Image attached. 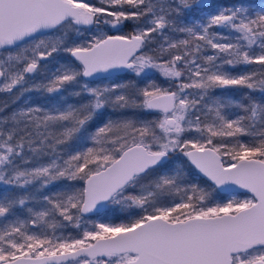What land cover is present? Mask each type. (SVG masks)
Returning <instances> with one entry per match:
<instances>
[{
  "label": "snow or ice",
  "instance_id": "snow-or-ice-1",
  "mask_svg": "<svg viewBox=\"0 0 264 264\" xmlns=\"http://www.w3.org/2000/svg\"><path fill=\"white\" fill-rule=\"evenodd\" d=\"M100 5L0 0V92L37 91L54 101L0 119V264H264V102L250 95L264 94V5ZM185 13L199 15L181 23ZM128 21L130 35L101 32V25ZM80 26L100 34L87 39ZM60 53L71 59L54 69L41 64ZM115 70L149 82H88ZM153 71L169 87L157 85ZM37 74H44L39 84ZM227 89H247L248 103ZM64 93L81 102L68 103ZM233 107L235 118L226 114ZM106 108L119 116L96 124ZM137 110L160 115L129 116ZM73 141L91 146L79 150ZM222 155L234 163L226 166ZM178 156L214 188L184 184L188 172ZM58 181L67 183L48 194ZM229 185L250 195L209 203ZM112 206L137 218L118 225L85 218Z\"/></svg>",
  "mask_w": 264,
  "mask_h": 264
},
{
  "label": "trees",
  "instance_id": "trees-1",
  "mask_svg": "<svg viewBox=\"0 0 264 264\" xmlns=\"http://www.w3.org/2000/svg\"><path fill=\"white\" fill-rule=\"evenodd\" d=\"M233 2L234 0H229ZM220 3H223V0H218L215 5H219ZM197 16L196 14H193L192 18ZM132 21L125 22L122 26L121 29H119V34L120 35H130L133 32L132 28ZM70 58L65 55L64 53H60L59 55H56L54 58H49L48 61H41L42 65H47L48 69H54L58 62H63L66 60H69ZM245 67V66H241ZM249 69H255L258 68L259 66H254V65H249L246 66ZM45 72H47V69H45ZM50 74V72L48 73ZM154 72L150 75L151 78L153 77ZM42 80H44V74H37L35 76L34 83L39 84ZM100 82V80H96L93 82H89L91 86H100V84L97 85V83ZM134 84L136 87L143 88L145 87L148 82H146L145 79L141 77H135L129 72H126L124 74L114 76L113 81H111L109 84L105 86H112L113 84ZM156 83V82H155ZM160 83V82H159ZM158 82L156 84H159ZM31 86V85H29ZM102 87V86H101ZM224 92H229L233 94V98L237 101H242L243 103H248L247 100L243 98V93L247 92V89H227L223 90ZM221 93V90H217L216 95H219ZM252 99L256 100L257 102H264V94H261L260 92H252L251 94ZM64 96L67 100L68 103H80L81 100L76 97L69 96L68 93H64ZM19 97V98H17ZM53 98L49 97L46 93L43 92H37V91H30V92H24L23 95L20 94L19 89L14 90V93H6V92H0V119L9 117L14 111H17L19 109H26L28 107H34V106H41L44 108H50L51 104L53 103ZM239 113V110L236 108H230L226 110V114L229 115L231 118H235V116ZM129 116L130 117H140L142 119H152L153 117L159 116L158 113L155 112H150V113H144L139 110L135 112L129 111ZM119 116V112H113L110 109H104L103 110V115L97 119L95 122L96 124L103 122L104 120H107L108 118L115 119ZM95 125L92 126L94 129ZM240 139L244 140L245 142L249 141L251 138L250 137H240ZM70 145L76 149L82 150L83 147L85 146H91V143L88 141H85L81 143L80 141H73L70 142ZM70 145H63V146H58L61 149H68ZM223 151V150H222ZM225 157H228L225 155ZM179 159L185 160L183 157L181 158L178 156ZM185 167L188 172V175L186 176L185 180L183 181L184 184H189L191 182L194 183H200L204 184L205 182L197 178L193 171V169L186 163L185 161ZM66 181H58L54 185L50 186L49 189H47V193L51 194L55 191L60 190V188L63 187L64 184H66ZM77 185H80L79 181L74 182ZM206 185V183H205ZM3 185H0V191L3 190ZM18 214L19 210H18ZM137 218L136 216H133L130 220ZM127 221V223L130 222Z\"/></svg>",
  "mask_w": 264,
  "mask_h": 264
},
{
  "label": "rangeland",
  "instance_id": "rangeland-1",
  "mask_svg": "<svg viewBox=\"0 0 264 264\" xmlns=\"http://www.w3.org/2000/svg\"><path fill=\"white\" fill-rule=\"evenodd\" d=\"M217 1L218 0H212V3L215 5V3ZM85 2H87L88 4L93 5V6H101L100 5V0H85ZM168 2L170 3L171 0H168ZM238 2H243L246 5L251 4L253 7H255L257 9L260 8L262 5H264V0H234L233 2H231L229 0H223V3H220L219 5H221V4H233V3H238ZM196 15L197 16L192 18L193 13H185L181 17L180 22L184 23L186 21L188 23H191L193 21V19L198 17L199 14H196ZM80 27L85 32V36L87 37V39H91L92 35L94 33L100 34V33H97L96 26H80ZM100 27H101V32L105 36L106 35H120L119 34V29H121V26H119L117 28H112L111 26H108V25H101ZM132 28L134 30V23H132ZM217 31H219V30H217ZM52 34L53 35H61L62 32H56L55 30H53ZM68 35H69L70 38H75L76 37V33L71 31V30H68ZM80 41H83L85 43L87 42L85 40V38H83V37L78 38V42H80ZM208 54H211L210 50H209ZM254 66H257V65H254ZM153 72H154V74H153V77L151 79L154 80V82H156V83L160 82L157 85H159L161 87H165V88L169 87V82L166 81L159 74V72H155V71H153ZM151 74H152V72L150 73V75ZM111 81H113V77L100 79V82H98L97 85L100 84V86L103 87V86L109 84ZM146 82H149V81L146 80ZM186 135H188V134H186ZM191 135H195V133H192ZM180 157L182 158V156H180ZM221 159H222V161H223V163L225 165H230V164H232L234 162V161H232L230 159V157H225V155H222ZM195 176L197 178H199L197 175H195ZM204 182L206 183V185H205V183L204 184L196 183V184H198L201 188H205V189H207L209 191L212 188H214L212 185H210L206 181H204ZM191 183H194V182H191ZM247 196H249V195L246 194V193H244V194L242 193V194H237L236 198L243 199V198H246ZM230 198H232L231 195H225V194L222 195L217 190H215V192H213V194H212V198L209 201V203H213V204L214 203H221L222 204V203H226L228 201V199H230ZM133 216L134 215H129L127 211H121L117 207L112 206V207L108 208L107 210H105L104 212H102L100 214L93 215L91 217H87L86 219L88 220L89 224L103 222V223H107V224L118 225V224H126V222L129 221ZM85 226H87V225H85ZM65 231L66 232H70V233H72L73 235H76V236L81 234L75 228H68Z\"/></svg>",
  "mask_w": 264,
  "mask_h": 264
},
{
  "label": "water",
  "instance_id": "water-1",
  "mask_svg": "<svg viewBox=\"0 0 264 264\" xmlns=\"http://www.w3.org/2000/svg\"><path fill=\"white\" fill-rule=\"evenodd\" d=\"M69 58L71 59V57H69ZM125 72H127V71L126 70H115V71H111L110 73H98L94 77L88 78V82H93V81L104 79V78H110V77L118 76V75L124 74ZM81 79L83 80L84 78H81ZM155 113H158V112H155ZM158 114H160V113H158ZM188 165L194 170L195 174L198 177H200L201 179H203L204 181H206L207 183H209L211 185V182L208 181L206 177H203L202 174H200L193 166H191L190 164H188ZM212 186L214 187V185H212ZM216 190L219 193H222L225 195H230V193H236V194L237 193H246V194L250 195L249 193L245 192V190L239 189L234 185L225 186V189H216ZM96 214H100V213H95V212L88 213L85 218L91 217V216L96 215Z\"/></svg>",
  "mask_w": 264,
  "mask_h": 264
},
{
  "label": "flooded vegetation",
  "instance_id": "flooded-vegetation-1",
  "mask_svg": "<svg viewBox=\"0 0 264 264\" xmlns=\"http://www.w3.org/2000/svg\"><path fill=\"white\" fill-rule=\"evenodd\" d=\"M186 161V160H185ZM187 163V162H186ZM234 163V162H233ZM194 171V170H193ZM195 173V172H194ZM200 178V177H199ZM222 194V193H221ZM237 194H242V193H237ZM244 194V193H243ZM222 195H224V194H222Z\"/></svg>",
  "mask_w": 264,
  "mask_h": 264
}]
</instances>
